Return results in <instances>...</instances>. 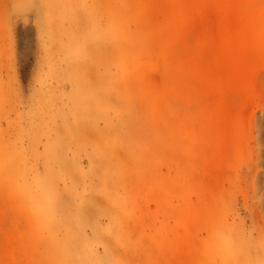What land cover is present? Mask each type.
<instances>
[{"label":"rangeland","instance_id":"rangeland-1","mask_svg":"<svg viewBox=\"0 0 264 264\" xmlns=\"http://www.w3.org/2000/svg\"><path fill=\"white\" fill-rule=\"evenodd\" d=\"M264 0H0V264H264Z\"/></svg>","mask_w":264,"mask_h":264},{"label":"bare ground","instance_id":"bare-ground-1","mask_svg":"<svg viewBox=\"0 0 264 264\" xmlns=\"http://www.w3.org/2000/svg\"><path fill=\"white\" fill-rule=\"evenodd\" d=\"M263 126H264V118H263ZM263 141H264V131H263Z\"/></svg>","mask_w":264,"mask_h":264}]
</instances>
